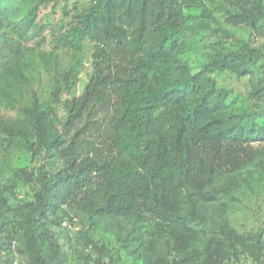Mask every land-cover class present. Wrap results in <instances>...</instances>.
Instances as JSON below:
<instances>
[{
	"label": "rangeland",
	"instance_id": "374dc122",
	"mask_svg": "<svg viewBox=\"0 0 264 264\" xmlns=\"http://www.w3.org/2000/svg\"><path fill=\"white\" fill-rule=\"evenodd\" d=\"M200 1L173 36L162 30L152 43L141 96L178 97L155 114L194 118L210 152L194 173L193 154L159 163L151 195L162 211L144 218L42 186V174L73 163L38 135L62 129L65 100L91 72L92 45L69 43L90 0H0V264H264V19L252 26L235 4ZM220 51H240L242 66L205 64ZM197 72L210 102L201 110L185 83Z\"/></svg>",
	"mask_w": 264,
	"mask_h": 264
},
{
	"label": "trees",
	"instance_id": "16d2710c",
	"mask_svg": "<svg viewBox=\"0 0 264 264\" xmlns=\"http://www.w3.org/2000/svg\"><path fill=\"white\" fill-rule=\"evenodd\" d=\"M221 1L239 7L237 17L242 22L254 26L264 19L262 0ZM199 5L200 0H90L69 43L77 50L92 45L91 72L82 92L65 100L62 129L38 135L39 142L56 147L73 163L63 173L42 174L45 190L58 189L63 201L87 197L108 214L153 218L162 211L151 195L160 181L153 174L156 166L161 162L173 166L193 154L189 170H200L210 149L195 119L177 121L167 109L155 114L160 102L179 98L141 96L146 74L156 64L152 43L162 30L173 36L185 21L184 10ZM5 25L0 9V34ZM210 63L239 68L242 55L220 51L205 64ZM185 83L196 97L198 110L210 106L202 98L200 72ZM185 217L199 218L193 213ZM31 234L29 229L27 239L33 250Z\"/></svg>",
	"mask_w": 264,
	"mask_h": 264
}]
</instances>
